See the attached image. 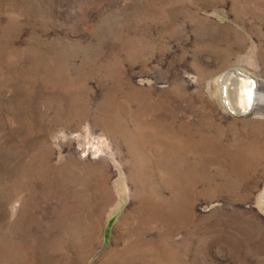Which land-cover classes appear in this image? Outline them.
<instances>
[{
    "label": "rangeland",
    "instance_id": "374dc122",
    "mask_svg": "<svg viewBox=\"0 0 264 264\" xmlns=\"http://www.w3.org/2000/svg\"><path fill=\"white\" fill-rule=\"evenodd\" d=\"M261 94L264 0H0V264H264Z\"/></svg>",
    "mask_w": 264,
    "mask_h": 264
},
{
    "label": "bare ground",
    "instance_id": "6f19581e",
    "mask_svg": "<svg viewBox=\"0 0 264 264\" xmlns=\"http://www.w3.org/2000/svg\"><path fill=\"white\" fill-rule=\"evenodd\" d=\"M239 79H238V82H240V85H241V89H243L244 90V92H245V94L242 92V94H241V90H240V87L238 86V84H237V86H236V84L234 85V86H232V87H230V89H231V92H232V94L234 95V96H236V97H240L241 96V99H245L246 98V101H245V104H244V109H248V108H250V106H251V100H250V98H249V91H250V88H251V91H250V94H251V92H252V88L254 87H252L250 84V78L249 77H245V76H239L238 77ZM242 83V84H241ZM257 83V82H256ZM222 85V84H221ZM221 87H223V86H221ZM259 92V91H258ZM258 92H257V94H258ZM261 95H263L264 96V94H261ZM259 99V98H258ZM260 103V102H259ZM254 109V108H253Z\"/></svg>",
    "mask_w": 264,
    "mask_h": 264
}]
</instances>
